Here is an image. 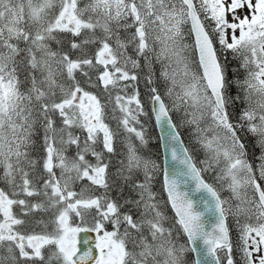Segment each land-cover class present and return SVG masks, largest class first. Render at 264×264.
<instances>
[{"label":"snow or ice","instance_id":"6c2138e0","mask_svg":"<svg viewBox=\"0 0 264 264\" xmlns=\"http://www.w3.org/2000/svg\"><path fill=\"white\" fill-rule=\"evenodd\" d=\"M0 264H264V0H0Z\"/></svg>","mask_w":264,"mask_h":264},{"label":"rangeland","instance_id":"374dc122","mask_svg":"<svg viewBox=\"0 0 264 264\" xmlns=\"http://www.w3.org/2000/svg\"><path fill=\"white\" fill-rule=\"evenodd\" d=\"M229 19H231V16H229ZM237 63H238V62H237ZM235 65H236V66L233 67V70H232V71H229V79H230V80H234V79H237V78H239V79H242V78H243V71L240 70L239 72H237V71H236L237 64H235ZM139 89H140L141 98H142V101H143V100L145 99V93H146V90L144 89V87L142 86L141 83L139 84ZM231 92H232V94H236L237 89H236L235 87H233V88L231 89ZM239 107H240V105H239V103H238V104H237V110L239 109ZM185 139H186V137H185ZM155 143H156V141H155V133H154L153 145H155ZM248 143H249V148H250V150H251L254 141H253L252 139H249ZM153 151H155V147H153ZM256 151H257V155H258V154H259L258 149H257ZM157 181H158V177H157ZM156 186L159 187L158 183H157ZM229 223H230V224H229L230 227L233 228V236H234V235H235L234 225H233V223H232L231 221H230Z\"/></svg>","mask_w":264,"mask_h":264},{"label":"water","instance_id":"95a60500","mask_svg":"<svg viewBox=\"0 0 264 264\" xmlns=\"http://www.w3.org/2000/svg\"><path fill=\"white\" fill-rule=\"evenodd\" d=\"M160 152H161V162L163 163L165 157L167 156V162L170 165L171 164L170 155L165 153L163 148L160 149ZM81 238L87 239L90 242L89 245L85 246V248H86L88 246H91V244L94 242L95 234L94 233H89V234L85 235L84 233H81Z\"/></svg>","mask_w":264,"mask_h":264},{"label":"trees","instance_id":"16d2710c","mask_svg":"<svg viewBox=\"0 0 264 264\" xmlns=\"http://www.w3.org/2000/svg\"><path fill=\"white\" fill-rule=\"evenodd\" d=\"M235 64H237V62L236 61H232L230 64H229V71H232L233 70V67H235L236 65ZM141 84H142V86L144 87V89L147 91V88L145 87V85H144V83L143 82H141ZM161 179V177H158V181ZM159 185V184H158ZM230 224V223H229Z\"/></svg>","mask_w":264,"mask_h":264}]
</instances>
